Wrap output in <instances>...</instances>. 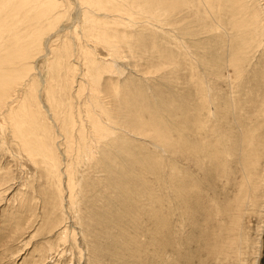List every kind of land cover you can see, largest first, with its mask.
<instances>
[{
    "label": "rangeland",
    "instance_id": "374dc122",
    "mask_svg": "<svg viewBox=\"0 0 264 264\" xmlns=\"http://www.w3.org/2000/svg\"><path fill=\"white\" fill-rule=\"evenodd\" d=\"M204 1L208 12L161 14L162 23L141 29L146 43L137 52L117 42L95 49L119 63L121 87L131 84L123 102L139 97L142 121L156 122L162 138L149 130L128 137L132 154L119 179L110 155L77 163L70 198L64 147L56 172L0 127V264H264V0ZM58 4L62 14L44 37L58 35L53 44L80 31L76 1ZM178 19L196 58L174 36ZM174 49L177 66L166 60ZM112 50L123 60L108 57ZM81 60L72 57L76 76L86 70ZM106 67L103 93L117 80Z\"/></svg>",
    "mask_w": 264,
    "mask_h": 264
},
{
    "label": "bare ground",
    "instance_id": "6f19581e",
    "mask_svg": "<svg viewBox=\"0 0 264 264\" xmlns=\"http://www.w3.org/2000/svg\"><path fill=\"white\" fill-rule=\"evenodd\" d=\"M58 1L0 0V127L10 129L11 136L19 141L26 152L31 154L33 152L43 157L45 159L43 163L48 162L50 167L56 168H54L56 172H60V169L57 170L59 165L56 157L57 152L61 147H64L62 159L65 160L68 155L70 159L67 164L65 163L64 172L61 173L68 180V193L71 198L74 183L79 182L74 181L75 173L72 168L77 163H93L94 165L97 158L110 155L116 163V173L119 179L120 176H123L124 163L132 154L127 150L129 145L126 147L128 137L131 138L134 135L133 138L137 139L138 135L142 137L149 130L155 138L157 136L162 139L156 135L159 130L156 122L153 124V121L150 123L142 121L139 97L135 95L131 103L123 102L131 84L121 87L120 82H125V80L121 81L120 79L123 73L118 67L119 63L112 58V62H108V59L99 57L95 51L96 47L99 46L103 50L111 47L116 49L114 43L117 42V45L128 46V52H135L146 43L145 38L143 39V36L138 32L141 29L143 31L153 29L154 24L162 23L159 19L161 14L195 15L202 14L207 8L200 9L201 6L206 5L204 0L203 3L202 0L196 2L198 7L195 2L189 0H127L128 3L126 0H75L76 18L73 20L72 26L74 29L80 27V31L72 36L68 32L69 30L65 29L67 31L65 36L63 35L61 41L59 39V43L53 44L51 39L58 35L53 36L54 34H52L46 41L44 37L47 33H51V31L47 32L48 29L46 30L47 24L52 26L56 14H62L61 10L60 14L57 11L60 6ZM128 9L136 14L132 12L130 14ZM121 11L127 12L121 14ZM125 15L127 17H123ZM82 16L85 19L82 21L83 23L79 19L83 18ZM140 16L141 22L135 23L138 21L135 19ZM86 18H88L87 22ZM143 20L146 21L143 22ZM181 20L183 21L185 18ZM181 20L173 21L174 36H179V42L185 48L183 50L188 55L194 56L187 42L182 40L184 36L191 37L186 32L188 29L185 27L186 31H181L177 27L182 23ZM43 21L46 23L42 24ZM58 33L56 31V34ZM182 33L183 35H181ZM74 39H76L75 42ZM66 40H73V43L69 44V41ZM104 51L108 52L109 50ZM112 51L114 55L110 54L108 57L113 56L116 60H123L120 52L115 54L114 50ZM176 53L178 52L175 51L173 54L176 56H171L172 59L166 60L177 66V63L180 62L176 60V57H179ZM72 57L77 60H80V57L83 58L81 61L86 70L78 76H76L75 66H73L76 62L72 61ZM36 58L41 59L39 64L35 61ZM200 63H204V60L200 59ZM94 64L96 66L91 67ZM161 65H164V62L159 63V68ZM106 66H109L112 74H116L117 80L110 83L109 89L105 88L106 91L104 90L105 93H103L101 87L105 83L103 82L102 85L101 80L102 74L106 71L108 73ZM172 73L176 75V72L172 71ZM106 83L108 84V82ZM113 86L116 88L114 92L112 90L114 88L111 89ZM206 88L204 94L208 101L206 96L209 95L210 88L208 86ZM120 89L125 90L122 92V98ZM16 94L19 95L15 98ZM101 94L108 98L109 102H112L110 108L108 107L110 103L105 102ZM42 95L45 103L42 101ZM209 103L211 105L210 115L213 118L212 104ZM43 168L45 167L43 166ZM101 172L106 173V168L103 167ZM114 172L115 170H113ZM104 179L106 180V176Z\"/></svg>",
    "mask_w": 264,
    "mask_h": 264
}]
</instances>
